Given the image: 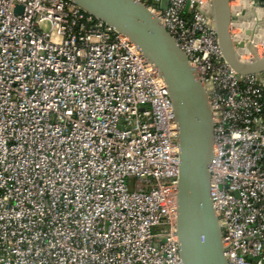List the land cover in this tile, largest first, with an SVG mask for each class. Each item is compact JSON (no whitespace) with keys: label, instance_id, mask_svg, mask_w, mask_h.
<instances>
[{"label":"built area","instance_id":"2783aa9c","mask_svg":"<svg viewBox=\"0 0 264 264\" xmlns=\"http://www.w3.org/2000/svg\"><path fill=\"white\" fill-rule=\"evenodd\" d=\"M137 1L205 89L226 262L264 264V72L223 60L210 0ZM257 2H229L243 60ZM178 174L166 86L127 37L69 0H0V264H182Z\"/></svg>","mask_w":264,"mask_h":264},{"label":"water","instance_id":"95a60500","mask_svg":"<svg viewBox=\"0 0 264 264\" xmlns=\"http://www.w3.org/2000/svg\"><path fill=\"white\" fill-rule=\"evenodd\" d=\"M127 37L166 86L177 128L179 174L176 186V235L182 264H227L221 227L210 199L208 166L212 158L213 118L205 89L186 55L167 33L159 18L137 0H69ZM231 0H210L211 18L223 60L238 74L264 72L263 56L253 44L249 60L232 42L229 27L237 21ZM258 7L257 0H254ZM162 0L161 9H165ZM19 8H17L18 10ZM253 14L249 15L252 18ZM264 25V23H262ZM257 30L246 31L253 36Z\"/></svg>","mask_w":264,"mask_h":264},{"label":"bare ground","instance_id":"6f19581e","mask_svg":"<svg viewBox=\"0 0 264 264\" xmlns=\"http://www.w3.org/2000/svg\"><path fill=\"white\" fill-rule=\"evenodd\" d=\"M261 17H263V13H262V11H260V10H258V9H255L254 11H253V16H252V18H248V19H245V20H243L242 22H244V24H246V25H249V27H250V29H252V30H257V27H258V25H260V27H261V33H263L264 34V25H262V24H259V22H258V20L261 18ZM249 27L247 28V29H249ZM248 31V30H247ZM264 42V41H263Z\"/></svg>","mask_w":264,"mask_h":264},{"label":"rangeland","instance_id":"374dc122","mask_svg":"<svg viewBox=\"0 0 264 264\" xmlns=\"http://www.w3.org/2000/svg\"><path fill=\"white\" fill-rule=\"evenodd\" d=\"M260 56L262 57V56H263V53H261ZM157 230H159V228H157V229H153L154 232L157 231Z\"/></svg>","mask_w":264,"mask_h":264},{"label":"crops","instance_id":"0c3cea01","mask_svg":"<svg viewBox=\"0 0 264 264\" xmlns=\"http://www.w3.org/2000/svg\"><path fill=\"white\" fill-rule=\"evenodd\" d=\"M167 0H165V2H166Z\"/></svg>","mask_w":264,"mask_h":264}]
</instances>
